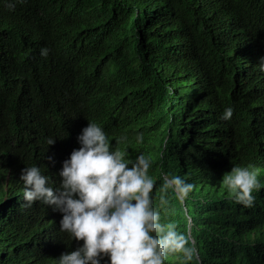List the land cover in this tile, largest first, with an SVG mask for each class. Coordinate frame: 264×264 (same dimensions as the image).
<instances>
[{
	"label": "trees",
	"instance_id": "trees-1",
	"mask_svg": "<svg viewBox=\"0 0 264 264\" xmlns=\"http://www.w3.org/2000/svg\"><path fill=\"white\" fill-rule=\"evenodd\" d=\"M5 3L0 264H56L78 246L59 230V212L23 206L19 177L34 165L58 188L62 161L88 121L127 158L151 159L153 207L190 237L199 264H264V0ZM226 107L232 117L222 120ZM234 166L257 172L251 208L233 203L222 183ZM164 175L193 191L183 202L161 193Z\"/></svg>",
	"mask_w": 264,
	"mask_h": 264
},
{
	"label": "clouds",
	"instance_id": "clouds-1",
	"mask_svg": "<svg viewBox=\"0 0 264 264\" xmlns=\"http://www.w3.org/2000/svg\"><path fill=\"white\" fill-rule=\"evenodd\" d=\"M24 2L6 0L5 7L12 10ZM48 52L47 47L40 49L42 57ZM257 65L264 73V56ZM232 113L233 109L226 107L220 118L229 120ZM54 142L49 139L47 143ZM141 142L138 135L137 143ZM77 143L79 147L62 161L58 188L48 186V177L34 165L24 166L19 177L23 206L30 207L33 202L50 206L61 214L59 230L78 242L74 250L61 253L56 264H164L170 256L181 264H199L190 237L178 232L175 223H162L160 212L153 207L149 157L127 158L126 152L111 144L104 130L90 121L78 134ZM222 183L233 203L253 207V192L260 190L255 169L234 166ZM193 187L180 176L164 175L160 192L170 190L183 202ZM167 204L161 195L160 207Z\"/></svg>",
	"mask_w": 264,
	"mask_h": 264
}]
</instances>
